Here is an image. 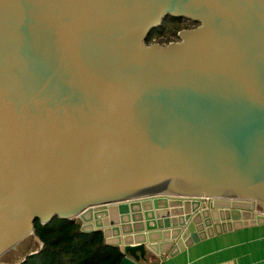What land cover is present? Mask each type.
Wrapping results in <instances>:
<instances>
[{"label":"water","instance_id":"obj_1","mask_svg":"<svg viewBox=\"0 0 264 264\" xmlns=\"http://www.w3.org/2000/svg\"><path fill=\"white\" fill-rule=\"evenodd\" d=\"M56 216L120 264L264 225V0H0V262Z\"/></svg>","mask_w":264,"mask_h":264},{"label":"trees","instance_id":"obj_2","mask_svg":"<svg viewBox=\"0 0 264 264\" xmlns=\"http://www.w3.org/2000/svg\"><path fill=\"white\" fill-rule=\"evenodd\" d=\"M197 25L191 19L169 15L159 27L151 30L147 42L166 45L179 40L182 29ZM35 235L40 239V248L21 261L0 264H120L124 258L118 246L106 243L102 231L84 232L80 221L56 216L43 224L37 219Z\"/></svg>","mask_w":264,"mask_h":264},{"label":"crops","instance_id":"obj_3","mask_svg":"<svg viewBox=\"0 0 264 264\" xmlns=\"http://www.w3.org/2000/svg\"><path fill=\"white\" fill-rule=\"evenodd\" d=\"M143 264H264V225L216 235L175 256H153Z\"/></svg>","mask_w":264,"mask_h":264},{"label":"rangeland","instance_id":"obj_4","mask_svg":"<svg viewBox=\"0 0 264 264\" xmlns=\"http://www.w3.org/2000/svg\"><path fill=\"white\" fill-rule=\"evenodd\" d=\"M41 246V242L37 241L34 235L23 241L17 251H11L2 259L3 262H15L21 261L24 256L32 252L34 249H38ZM16 264V263H14Z\"/></svg>","mask_w":264,"mask_h":264}]
</instances>
